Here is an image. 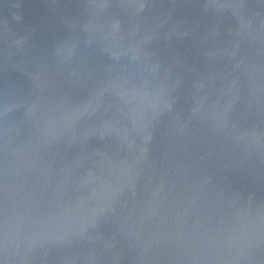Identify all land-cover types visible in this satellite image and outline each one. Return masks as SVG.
Listing matches in <instances>:
<instances>
[{"label": "water", "instance_id": "water-1", "mask_svg": "<svg viewBox=\"0 0 264 264\" xmlns=\"http://www.w3.org/2000/svg\"><path fill=\"white\" fill-rule=\"evenodd\" d=\"M0 264H264V0H0Z\"/></svg>", "mask_w": 264, "mask_h": 264}]
</instances>
